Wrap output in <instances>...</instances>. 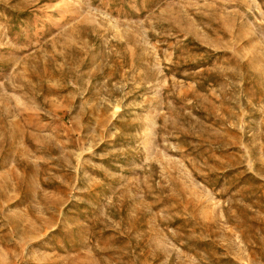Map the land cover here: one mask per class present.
<instances>
[{"label": "rangeland", "instance_id": "obj_1", "mask_svg": "<svg viewBox=\"0 0 264 264\" xmlns=\"http://www.w3.org/2000/svg\"><path fill=\"white\" fill-rule=\"evenodd\" d=\"M0 264H264V0H0Z\"/></svg>", "mask_w": 264, "mask_h": 264}]
</instances>
